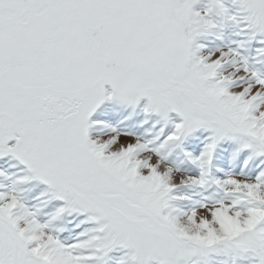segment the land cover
<instances>
[{
    "label": "snow or ice",
    "instance_id": "6c2138e0",
    "mask_svg": "<svg viewBox=\"0 0 264 264\" xmlns=\"http://www.w3.org/2000/svg\"><path fill=\"white\" fill-rule=\"evenodd\" d=\"M0 264H264V0H0Z\"/></svg>",
    "mask_w": 264,
    "mask_h": 264
}]
</instances>
